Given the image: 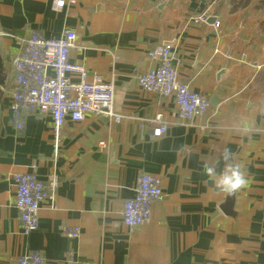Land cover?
<instances>
[{
    "label": "crops",
    "instance_id": "0c3cea01",
    "mask_svg": "<svg viewBox=\"0 0 264 264\" xmlns=\"http://www.w3.org/2000/svg\"><path fill=\"white\" fill-rule=\"evenodd\" d=\"M54 2L0 0V264H16L29 251L41 252L44 264H264L261 0L234 12L229 0H77L61 8ZM34 29L46 38L75 32L70 61L89 79L113 82L120 122L95 114L67 119L55 147L48 115H27L22 131L15 129L13 59ZM158 43L171 46L180 80L210 100L206 117L183 120L172 95L138 85V75L154 66L147 51ZM157 112L167 128L153 136ZM224 149L249 178L233 193L230 213L223 209L228 194L204 171L206 164L223 166L215 162ZM16 172L58 177L28 235L14 206ZM141 173L160 178L162 196L150 222L129 231L123 200L133 196ZM62 226L80 233L69 238Z\"/></svg>",
    "mask_w": 264,
    "mask_h": 264
},
{
    "label": "built area",
    "instance_id": "2783aa9c",
    "mask_svg": "<svg viewBox=\"0 0 264 264\" xmlns=\"http://www.w3.org/2000/svg\"><path fill=\"white\" fill-rule=\"evenodd\" d=\"M76 1L55 0L54 4L61 8ZM199 18L204 21L205 16ZM214 24L219 26L217 21ZM74 47L76 34L72 30H65L55 38H46L34 29L23 39L18 55L13 59L14 77L10 90L12 123L21 132L25 116L48 115L52 122L54 147L67 119L81 121L86 115L95 114L120 122L124 117L114 111L113 82H105L98 76L89 79L83 66L70 61L69 52ZM146 55L154 62V66L138 75V85L159 96L172 95L178 117L183 120L206 117L210 100L180 80L172 62L171 46L155 44ZM72 73L77 78H72ZM154 121L159 126L151 134L159 136L165 133L167 125L163 122L162 112L155 114ZM198 127L200 132H205V124ZM99 145H103V141ZM12 176L15 184L14 206L20 229L23 235H28L38 228L40 207L44 201L53 198L58 177L51 173L44 181L34 172H16ZM133 192L132 197L123 200L121 210L123 223L129 231L150 222L153 204L162 196L160 178L151 173L139 174ZM61 232L74 238L80 230L78 227L62 226ZM44 261L39 251H29L16 258V264H44Z\"/></svg>",
    "mask_w": 264,
    "mask_h": 264
},
{
    "label": "clouds",
    "instance_id": "9594fccd",
    "mask_svg": "<svg viewBox=\"0 0 264 264\" xmlns=\"http://www.w3.org/2000/svg\"><path fill=\"white\" fill-rule=\"evenodd\" d=\"M230 153L224 149L216 164L223 166L217 170L210 164L204 166L206 175L212 178L214 187L226 194H233L249 183V178L239 164L230 163Z\"/></svg>",
    "mask_w": 264,
    "mask_h": 264
},
{
    "label": "water",
    "instance_id": "95a60500",
    "mask_svg": "<svg viewBox=\"0 0 264 264\" xmlns=\"http://www.w3.org/2000/svg\"><path fill=\"white\" fill-rule=\"evenodd\" d=\"M212 22H214V17H211L210 18ZM2 73V65H1V61H0V74ZM3 85V80L0 78V86ZM233 200H234V196L233 194H228V197L225 201V204H224V211L227 212V213H230L231 211V207H232V204H233Z\"/></svg>",
    "mask_w": 264,
    "mask_h": 264
},
{
    "label": "trees",
    "instance_id": "16d2710c",
    "mask_svg": "<svg viewBox=\"0 0 264 264\" xmlns=\"http://www.w3.org/2000/svg\"><path fill=\"white\" fill-rule=\"evenodd\" d=\"M251 0H229L230 10L234 12L237 8L246 6ZM264 6V0H261Z\"/></svg>",
    "mask_w": 264,
    "mask_h": 264
},
{
    "label": "rangeland",
    "instance_id": "374dc122",
    "mask_svg": "<svg viewBox=\"0 0 264 264\" xmlns=\"http://www.w3.org/2000/svg\"><path fill=\"white\" fill-rule=\"evenodd\" d=\"M263 60H264V57H263Z\"/></svg>",
    "mask_w": 264,
    "mask_h": 264
}]
</instances>
